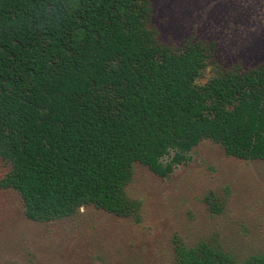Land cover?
I'll list each match as a JSON object with an SVG mask.
<instances>
[{"label":"trees","instance_id":"1","mask_svg":"<svg viewBox=\"0 0 264 264\" xmlns=\"http://www.w3.org/2000/svg\"><path fill=\"white\" fill-rule=\"evenodd\" d=\"M152 18L153 0H0V185L27 220L139 216L135 166L167 177L204 140L264 161V62L215 68L216 43L168 46ZM171 242L169 264H264L216 237Z\"/></svg>","mask_w":264,"mask_h":264},{"label":"rangeland","instance_id":"2","mask_svg":"<svg viewBox=\"0 0 264 264\" xmlns=\"http://www.w3.org/2000/svg\"><path fill=\"white\" fill-rule=\"evenodd\" d=\"M152 27L174 48L216 43L215 68L264 62V0H153ZM7 170L0 159V180ZM128 192L142 204L139 216L88 206L42 223L27 220L20 195L0 185V264H169L175 235L216 237L241 254L264 250L262 160L228 156L204 140L167 177L137 164Z\"/></svg>","mask_w":264,"mask_h":264}]
</instances>
